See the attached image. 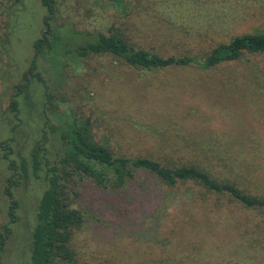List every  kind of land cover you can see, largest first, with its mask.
<instances>
[{"label":"rangeland","instance_id":"obj_1","mask_svg":"<svg viewBox=\"0 0 264 264\" xmlns=\"http://www.w3.org/2000/svg\"><path fill=\"white\" fill-rule=\"evenodd\" d=\"M4 2L0 35L7 23L12 36L0 38V141L15 132V155L28 161L29 178L16 190L20 218L2 264H31L36 209L48 186L45 167L34 174L31 154L46 134L53 137L45 133L53 117L47 91L65 118L71 112L91 118L97 139L116 154L169 166L197 162L219 179L264 195V54L207 69L196 62L141 69L111 54L74 52L101 32H121L137 47L165 57L195 56L202 64L219 43L264 31V0H55L51 33L43 0H21L12 17ZM52 33L59 36L56 52L45 49L37 59L44 81L36 78L29 99L22 98V121L11 131L12 88L31 67L35 41ZM50 152L59 153L55 146ZM7 174L0 162V183ZM77 180L81 194L75 206L87 217L75 244L89 264H156L182 256L189 243L208 250L215 263L235 255L246 264L250 253L264 263L263 216L228 194L193 182L168 185L145 169L118 190ZM258 223L263 229L248 248L243 229L252 225L254 232Z\"/></svg>","mask_w":264,"mask_h":264},{"label":"trees","instance_id":"obj_2","mask_svg":"<svg viewBox=\"0 0 264 264\" xmlns=\"http://www.w3.org/2000/svg\"><path fill=\"white\" fill-rule=\"evenodd\" d=\"M54 1L43 0L48 12L44 21L49 26V33L56 14ZM20 3L21 0H7V3L2 4V8L12 17L16 12L15 7ZM6 25L8 26L7 23ZM7 26H4V32L0 35L1 40L5 42L12 36L9 30L6 31ZM56 36L59 37L57 34L53 36V33L50 36L44 34L35 41V55L31 67L22 74L12 88L13 96L9 112L15 119L10 121L11 131H15L22 121L20 116L22 98L29 99L36 78L38 81H44L40 71L36 70L37 59L40 54L46 53L45 49L49 53L56 52L55 43L59 39ZM74 52L79 57L111 54L141 69L186 66L192 62L207 69L223 62H239L246 54H264V31L236 35L229 42L219 43L207 54L202 64L195 56L165 57L137 47L121 32L110 34L101 32L95 40L79 44ZM46 96L48 108L59 122L55 123L53 117H48L45 133H51L53 137H47L46 134L43 141L34 145L31 154L34 174L38 175L45 167L48 182L36 209V222L31 237V264H89L88 260L80 255L75 244V237L87 217L83 209L75 206L76 199L81 194L77 177L80 180L90 179L100 189L118 190L117 188L122 189L135 177L136 170L145 169L168 185H175L179 181L193 182L209 192L228 194L247 210L258 211L264 218V195L251 194L233 181L219 179L208 167L197 162L169 166L150 157L116 154L106 143L97 139L91 118H78L73 112L71 118H65L60 106L54 101V95L47 91ZM14 134L15 132L0 141V162H4L9 170V174L0 183V198H6L1 202L5 213L0 226V264L3 263L9 239L14 232V225L20 218V201L16 197V190L29 178L28 161L26 158L19 161L20 156L15 155ZM52 146H55L59 152L56 156L50 152ZM255 226L257 228L255 227L254 232L252 225H246L243 229L244 236L249 239L248 248L257 242L255 234H260L263 229L262 223ZM194 245L195 243H189L188 248L182 250L180 257L174 255L155 262L156 264H227L226 262L229 261L231 264H239L237 261L246 260L232 255L215 263L212 255L206 252L208 250H198ZM246 264L264 263L259 262L257 257L250 253Z\"/></svg>","mask_w":264,"mask_h":264}]
</instances>
